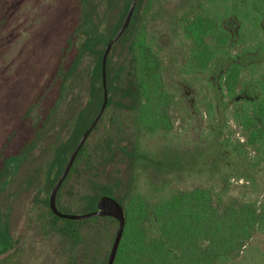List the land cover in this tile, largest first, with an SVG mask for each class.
I'll use <instances>...</instances> for the list:
<instances>
[{
  "label": "trees",
  "instance_id": "obj_1",
  "mask_svg": "<svg viewBox=\"0 0 264 264\" xmlns=\"http://www.w3.org/2000/svg\"><path fill=\"white\" fill-rule=\"evenodd\" d=\"M131 1H124L106 33L107 17L99 16L92 0H81L82 21L64 47L55 96L44 94L48 102L42 107L50 103L44 113L35 114L39 100L31 104L24 114V122L37 115L30 121L31 134L15 151L5 152L9 142L0 151L1 195L49 137L51 154L40 170L47 195L37 218L44 232L55 231L64 239L60 264H107L110 249L100 255L101 239L114 227L112 245L118 228L111 216L75 220L56 215L48 193L102 106L103 55ZM159 1L139 0L111 48L108 104L57 193V206L62 212L88 213L105 195L119 201L126 225L114 264H235L256 233H264V199L226 198L220 190V181L257 182L264 157V35L257 31L264 32V0L191 1L179 18L189 41L180 74L200 91H213L202 101L208 133L192 150L174 146L180 137L174 132V108L181 93L169 80L167 44L150 31L148 13ZM77 89L85 90L86 97L81 96L86 100L77 101L60 123L59 108ZM228 120L240 127L243 141L224 138ZM250 151L257 157L252 159ZM114 168L118 173L112 177ZM185 174L203 184L172 188ZM66 195L75 199L74 208ZM14 244L0 209V251ZM19 256L9 254L0 264H16Z\"/></svg>",
  "mask_w": 264,
  "mask_h": 264
},
{
  "label": "rangeland",
  "instance_id": "obj_2",
  "mask_svg": "<svg viewBox=\"0 0 264 264\" xmlns=\"http://www.w3.org/2000/svg\"><path fill=\"white\" fill-rule=\"evenodd\" d=\"M92 1L99 16L107 17L103 25L107 27L106 33H109L117 17L115 15L120 13L125 0ZM110 1L115 5L110 6ZM191 1L196 3L198 0H160L161 3L148 13L150 31L167 44L170 83L175 84L181 93L179 103L174 108V132L180 135L174 146L181 150H192L196 144L203 142L205 137L202 138V134L208 133L209 116L202 101L213 96V91L208 88L200 91V85H191V81H185L180 74L185 57L183 53L188 49L189 41L182 35L179 18L190 10ZM82 15L81 0H0V151L8 142L10 145L5 152L15 151L22 140L31 134L30 121H36L34 117L37 115L30 116L24 122V114L31 104L40 101L35 114L44 113L41 110L49 107L50 103L42 107L48 102L44 94L49 93L53 97L57 92V82L60 80L58 68L63 59V50L81 23ZM257 31L263 37L264 32L260 27ZM85 94V90L79 89L71 94L68 104L59 108L60 123L69 118L77 101L86 100L82 97H86ZM13 134V140L8 141ZM224 138L234 142L243 141L241 129L233 120H228ZM48 143L49 137L42 140L40 149L0 195V209L8 219L9 232L15 241L9 250L0 251V262L9 254L18 252L20 256L16 264H60L64 239L55 231L44 232L37 218L38 205L47 195L40 170L51 154ZM249 156L252 159L257 157L253 151ZM261 160L257 182L235 178L228 185L220 181V190L225 191L226 198L264 199V157ZM114 171L112 177L118 173L115 168ZM199 179L185 174L179 181L173 182L172 188L186 189L203 184ZM64 199L72 208L76 206L75 199L70 195ZM64 213L83 214L75 209ZM113 232L114 227L109 234H103L98 251L101 256L108 249L111 251ZM235 264H264L262 231L256 233Z\"/></svg>",
  "mask_w": 264,
  "mask_h": 264
},
{
  "label": "water",
  "instance_id": "obj_3",
  "mask_svg": "<svg viewBox=\"0 0 264 264\" xmlns=\"http://www.w3.org/2000/svg\"><path fill=\"white\" fill-rule=\"evenodd\" d=\"M139 0H132L128 13L126 15V18L121 26V28L117 31V33L113 36V38L108 42L104 55H103V83H104V100L102 103V106L94 119L93 123L89 127V129L84 133V135L81 137L79 140L78 144L76 145L75 149L71 153L68 162L59 177V179L56 181L54 187L52 188L50 195H49V205L52 211L63 218H68V219H75V220H81V219H86V218H91V217H96V216H111L118 220V228L116 231V235L111 247V251L109 254L108 262L107 264H114L117 252L120 246V242L123 237L125 225H126V215L123 206L119 203L118 200H116L114 197L105 195L101 197L97 203V209L88 213H83V214H69V213H64L58 209L57 202H56V197L57 193L66 179L67 175L69 174L71 167L81 149L83 144L85 143L86 139L88 138L89 134L91 131L94 129L98 121L100 120L103 112L106 109V106L108 104V89H107V82H106V64H107V58L108 55L111 51V48L113 44L121 37L125 29L128 27L130 24L132 15L134 13L135 7L137 5Z\"/></svg>",
  "mask_w": 264,
  "mask_h": 264
}]
</instances>
